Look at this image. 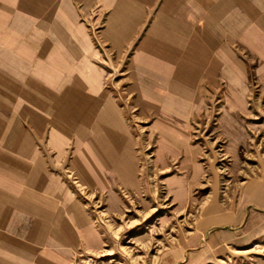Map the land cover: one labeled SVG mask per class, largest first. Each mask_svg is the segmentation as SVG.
<instances>
[{"label": "crops", "instance_id": "1", "mask_svg": "<svg viewBox=\"0 0 264 264\" xmlns=\"http://www.w3.org/2000/svg\"><path fill=\"white\" fill-rule=\"evenodd\" d=\"M91 7L100 42L128 56L126 92L153 116L155 160L162 169L180 160L164 177L177 208L204 171L190 128L209 95L221 98L218 128L233 164L248 146L249 81L264 80V0H0V264H71L102 249L67 164L113 210L120 188L147 187L81 16ZM211 177L195 227L157 264H264V162L222 197Z\"/></svg>", "mask_w": 264, "mask_h": 264}, {"label": "rangeland", "instance_id": "2", "mask_svg": "<svg viewBox=\"0 0 264 264\" xmlns=\"http://www.w3.org/2000/svg\"><path fill=\"white\" fill-rule=\"evenodd\" d=\"M95 13V7H91L87 12L82 11L81 16L86 21L95 47L102 53L108 73L105 86L125 107V118L137 142L140 169L147 187L140 191L120 188V202L113 210L108 206L105 193L83 185L68 164L62 167L61 171L87 204L104 238L99 252L73 258L71 264H83L87 258H92L94 264H157L164 251L175 246L178 238L189 235L195 227L212 187L211 174L214 170L222 197L225 190L245 177L246 171L260 167L264 162V80H257L251 74L250 110L247 114L250 135L248 146L241 151L240 163L233 164L227 142L218 128L222 103L219 93L209 95L204 110L192 118L190 142L199 148L198 159L204 171L201 180L183 201V207L177 208L167 191L164 177L181 171L180 160H171L167 169H162L155 160L158 138L151 128L153 116L141 114L134 105L133 97L127 94L124 77L128 56L120 57L100 42L98 34L102 17L97 19ZM249 72H252V65H249ZM69 148L67 154L70 155L72 149Z\"/></svg>", "mask_w": 264, "mask_h": 264}, {"label": "built area", "instance_id": "3", "mask_svg": "<svg viewBox=\"0 0 264 264\" xmlns=\"http://www.w3.org/2000/svg\"><path fill=\"white\" fill-rule=\"evenodd\" d=\"M83 264H94V260L92 258H87Z\"/></svg>", "mask_w": 264, "mask_h": 264}, {"label": "bare ground", "instance_id": "4", "mask_svg": "<svg viewBox=\"0 0 264 264\" xmlns=\"http://www.w3.org/2000/svg\"><path fill=\"white\" fill-rule=\"evenodd\" d=\"M246 251V250H245Z\"/></svg>", "mask_w": 264, "mask_h": 264}]
</instances>
